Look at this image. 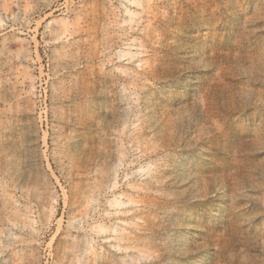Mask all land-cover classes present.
Returning a JSON list of instances; mask_svg holds the SVG:
<instances>
[{
    "label": "rangeland",
    "instance_id": "374dc122",
    "mask_svg": "<svg viewBox=\"0 0 264 264\" xmlns=\"http://www.w3.org/2000/svg\"><path fill=\"white\" fill-rule=\"evenodd\" d=\"M0 264H264V0H0Z\"/></svg>",
    "mask_w": 264,
    "mask_h": 264
}]
</instances>
